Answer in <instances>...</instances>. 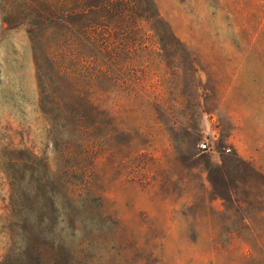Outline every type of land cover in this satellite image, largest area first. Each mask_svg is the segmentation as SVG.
Listing matches in <instances>:
<instances>
[{"label":"rangeland","instance_id":"1","mask_svg":"<svg viewBox=\"0 0 264 264\" xmlns=\"http://www.w3.org/2000/svg\"><path fill=\"white\" fill-rule=\"evenodd\" d=\"M45 217L79 264H264V0H0V264L68 252Z\"/></svg>","mask_w":264,"mask_h":264},{"label":"trees","instance_id":"2","mask_svg":"<svg viewBox=\"0 0 264 264\" xmlns=\"http://www.w3.org/2000/svg\"><path fill=\"white\" fill-rule=\"evenodd\" d=\"M61 219V218H60ZM59 220V219H58ZM47 225L48 228H51V234H56L57 229L62 225L67 229L68 237L71 239V245L68 248V252H63L60 258H57L54 264H79L81 255L85 253L90 247V241L85 237H79V228L76 227V224L71 225L67 222L66 218H62L59 225L56 227L54 226V221L50 218L45 217L42 221H40V225L45 226ZM72 228V229H71ZM50 230V229H49ZM48 230L45 231L44 236L48 235ZM57 239H54L53 246H59ZM70 258V259H69Z\"/></svg>","mask_w":264,"mask_h":264},{"label":"built area","instance_id":"3","mask_svg":"<svg viewBox=\"0 0 264 264\" xmlns=\"http://www.w3.org/2000/svg\"><path fill=\"white\" fill-rule=\"evenodd\" d=\"M199 150L201 152H209L211 150V147H210V145L208 143H201L199 145Z\"/></svg>","mask_w":264,"mask_h":264}]
</instances>
